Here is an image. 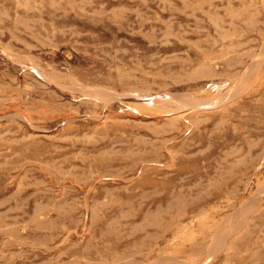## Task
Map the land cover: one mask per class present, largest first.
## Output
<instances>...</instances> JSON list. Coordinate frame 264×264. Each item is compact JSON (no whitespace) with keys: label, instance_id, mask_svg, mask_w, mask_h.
<instances>
[{"label":"rangeland","instance_id":"obj_1","mask_svg":"<svg viewBox=\"0 0 264 264\" xmlns=\"http://www.w3.org/2000/svg\"><path fill=\"white\" fill-rule=\"evenodd\" d=\"M0 264H264V0H0Z\"/></svg>","mask_w":264,"mask_h":264},{"label":"bare ground","instance_id":"obj_2","mask_svg":"<svg viewBox=\"0 0 264 264\" xmlns=\"http://www.w3.org/2000/svg\"><path fill=\"white\" fill-rule=\"evenodd\" d=\"M202 108V107H201ZM200 109V108H199ZM254 146V145H253ZM250 148H251V146H250ZM229 153V152H228ZM229 156V155H228ZM216 168V167H215ZM222 171V170H221ZM258 199V198H257ZM254 200H256V199H254ZM201 215V214H200ZM206 217H208V216H206ZM250 217V216H249ZM254 227V226H253ZM252 233V232H251ZM225 234V233H224ZM224 234H220L219 236H218V238L216 239V241L218 242V243H223L225 240H226V238H228V236L230 235H226L227 234V232H226V234L224 235ZM227 236V237H226ZM247 237V236H246ZM227 241V240H226ZM224 244V243H223ZM221 246H222V244H220ZM263 245V244H262ZM225 246V245H224ZM234 246V245H233ZM260 249V248H259ZM247 253H248V251H247ZM246 254V253H245ZM247 256V255H246ZM198 257V256H197ZM226 259V258H225ZM199 262V261H198Z\"/></svg>","mask_w":264,"mask_h":264}]
</instances>
